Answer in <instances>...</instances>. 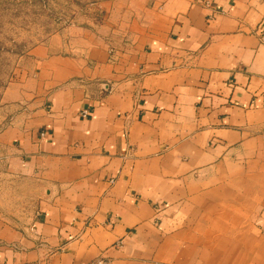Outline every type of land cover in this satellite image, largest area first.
<instances>
[{
	"label": "crops",
	"instance_id": "0c3cea01",
	"mask_svg": "<svg viewBox=\"0 0 264 264\" xmlns=\"http://www.w3.org/2000/svg\"><path fill=\"white\" fill-rule=\"evenodd\" d=\"M134 39L31 50L4 131L46 184L0 264H264V0H133Z\"/></svg>",
	"mask_w": 264,
	"mask_h": 264
},
{
	"label": "rangeland",
	"instance_id": "374dc122",
	"mask_svg": "<svg viewBox=\"0 0 264 264\" xmlns=\"http://www.w3.org/2000/svg\"><path fill=\"white\" fill-rule=\"evenodd\" d=\"M133 0H0V222L15 229L42 213L46 184L25 172L4 131L39 92L31 50L81 30L125 45L134 39Z\"/></svg>",
	"mask_w": 264,
	"mask_h": 264
},
{
	"label": "built area",
	"instance_id": "2783aa9c",
	"mask_svg": "<svg viewBox=\"0 0 264 264\" xmlns=\"http://www.w3.org/2000/svg\"><path fill=\"white\" fill-rule=\"evenodd\" d=\"M202 2L206 6H210V1L209 0H202ZM88 264H111V261L108 258H106V257L100 256V257H97L96 259L92 260Z\"/></svg>",
	"mask_w": 264,
	"mask_h": 264
}]
</instances>
